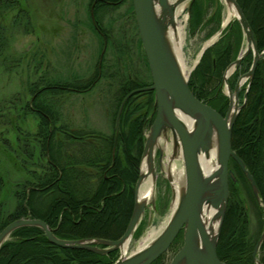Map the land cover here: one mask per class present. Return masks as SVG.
I'll list each match as a JSON object with an SVG mask.
<instances>
[{
	"label": "trees",
	"instance_id": "trees-1",
	"mask_svg": "<svg viewBox=\"0 0 264 264\" xmlns=\"http://www.w3.org/2000/svg\"><path fill=\"white\" fill-rule=\"evenodd\" d=\"M0 1L6 8L13 9L21 6V0ZM237 1L255 33L258 50L261 53L264 51V0ZM102 6H104L103 1L97 9L100 10ZM211 7H213L216 19L219 18L223 5L218 3V0L194 1L190 13V30L193 33L200 26L206 25V16ZM214 20L215 18H212L210 22ZM243 40L242 29L236 21L228 28L224 39L205 53L189 81L194 95L215 108L222 116L226 115L228 107V98L220 90L223 75L227 67L237 59ZM6 47L7 38L0 28V55ZM144 60L150 73L145 54ZM252 62L253 53L251 52L233 75L230 81L232 88L235 87L241 73L250 70ZM124 78L126 82L115 99V121L125 97L136 89L152 84H140L137 80ZM79 82L57 83L52 79L43 89L39 88L38 84L31 86L33 99L26 104V109L29 113L40 117L41 123H39L37 138L42 143L41 155L47 161L44 166L42 165V175H37L35 182L25 183L18 211L0 222V232L11 222L27 217L29 213L33 218L44 220L62 239L107 238L116 240L126 231L133 214L135 186L140 177L145 144L144 132L147 125H152L156 117V112L149 117V112H152L154 107L155 94L153 91L139 92L127 101L121 116L120 133L113 156L115 131L111 136L98 134L97 140L94 141H102V147L96 148L94 142L85 141L88 133H68L65 126L57 129L60 121L56 106L59 107L60 103L55 102V96L61 93L82 94L89 85H81ZM246 91H248L246 105L241 110L233 129L232 148L246 163L264 199V57L258 65L249 89L246 87L241 91V98L244 99ZM48 96L50 98L54 96V100L48 99ZM139 96H148V101L137 105L135 98ZM144 108H147V112L140 115ZM137 113L139 116H136ZM57 132H61L59 139H55ZM69 142L78 146L79 159L73 154L74 151L66 149L70 147L66 144ZM65 149L69 152L68 154L64 153ZM29 155L32 153L30 152ZM94 166L100 169L97 177L85 171V168ZM229 169L234 173L236 181L230 179L229 182L230 196L218 245V257L227 264H255L252 253L257 242L252 243V239L248 237L247 209L237 188L242 183L247 185L253 201L257 204L256 198L236 161H230ZM121 189H124V192L119 195L118 192ZM28 194H30V199L26 202ZM35 194H40L43 201L45 198L50 200L46 205L42 203L43 211L35 205L37 202L34 201ZM104 198L106 199L103 203L104 209L100 211L102 209L101 200ZM121 200L124 202L122 208L118 206ZM121 213L122 222L120 221L121 223L115 229L111 231L102 229V226L113 224L114 216ZM141 225L135 237L140 234ZM112 233L114 234L110 235ZM118 257V251L109 255H98L85 250L60 248L52 245L41 229L26 227L15 231L3 245L0 251V264H113ZM154 264H162V260Z\"/></svg>",
	"mask_w": 264,
	"mask_h": 264
},
{
	"label": "rangeland",
	"instance_id": "rangeland-1",
	"mask_svg": "<svg viewBox=\"0 0 264 264\" xmlns=\"http://www.w3.org/2000/svg\"><path fill=\"white\" fill-rule=\"evenodd\" d=\"M102 1L21 0L19 7L22 8L17 6L13 9L6 8L0 1V28L7 38V47L0 55V222L18 211L25 183L35 182L37 175H42V165L44 166L47 161L41 155L42 143L37 138L39 123H41L40 117L29 113L26 109V104L33 99L31 93L33 84H38L39 88L43 89L50 83V80L54 79L57 83L80 81L81 85H89L82 94L61 93L55 96V102L60 103L59 107L56 106L60 121L57 124V129L65 126L68 130L65 131L68 133H88V138L85 141L94 142L96 148H100L102 141H94L97 140L98 134L111 136L114 131L116 133L115 99L126 82H124L126 80L124 77L137 80L140 84L152 83L151 73H149L144 60L145 52L140 45L142 42H140L131 0H104V6L98 10ZM218 3L223 5L221 16L216 19L213 7H211L206 16V25L200 26L194 33L190 30V14L187 12L190 3L185 5L178 17L179 25L183 27L182 52L189 69H192L199 61L203 48L208 43L212 45L209 49L214 48L224 39L228 28L237 21L233 19L227 26H224L228 9L223 1L218 0ZM212 18L215 20L210 22ZM245 48L246 39L244 37L238 57ZM260 54H263L262 59L264 51ZM248 72L241 73L239 78ZM233 75L228 79V83L234 91L239 78L235 87L232 88L230 81ZM88 82H91V85ZM246 87L249 89V81L244 83L241 91ZM220 90L224 95L227 93L224 75ZM241 91L240 105H244V108L246 105L245 95L248 91H246L244 99L241 98ZM226 97L228 98V96ZM51 98L54 100V96ZM51 98L48 96V99ZM135 99H137V105L145 104L148 101V96H139ZM229 106L228 98L226 114ZM146 112L147 108H144L140 115H144ZM155 112L154 103L149 117ZM150 127L151 125H147L145 129V142ZM60 134L61 132H57L55 139H59ZM66 144L70 146L66 147L67 150L74 151L75 155L79 154L77 145L71 144V142ZM66 149L64 153L68 154ZM169 149L170 155H173L172 146H169ZM27 151L32 155H29ZM166 156L165 152L163 159L166 160ZM78 157L77 155L76 158L79 159ZM159 158L160 153L158 152L156 192L149 200L150 203L142 219L140 234L134 237L130 243L128 254L136 251L151 233H158L166 225L172 213L174 190L163 169V161L161 164ZM85 171L96 177L100 173V169L95 166L85 168ZM20 184H24V186H20ZM237 189L247 209L248 237L252 239V243L258 242L264 228V207L260 206L257 199V204L253 201L247 185L242 183ZM123 192L124 189H121L118 193L120 195ZM40 196V194H35L34 201H37L35 205L39 210L43 211L42 203L44 202L46 205L50 200L43 197V199L45 198L43 201ZM29 199L30 194H28L26 202ZM105 200V198L101 200L102 209L100 211L104 209ZM123 204L124 202L121 200L118 206L122 208ZM25 206L28 208L26 203ZM134 207L135 196L133 211ZM114 218L113 224L102 226V229L109 231L115 229L122 222L120 220L122 213L115 215ZM107 233L109 234V232ZM92 239L111 240L107 238ZM173 253L174 251H172V255ZM170 259L171 257H167L165 264Z\"/></svg>",
	"mask_w": 264,
	"mask_h": 264
},
{
	"label": "water",
	"instance_id": "water-1",
	"mask_svg": "<svg viewBox=\"0 0 264 264\" xmlns=\"http://www.w3.org/2000/svg\"><path fill=\"white\" fill-rule=\"evenodd\" d=\"M136 23L152 76V85L131 92L122 101L117 118L113 156L120 133V121L127 101L139 92L153 91L155 94L156 117L152 123L143 152V162L147 173L141 172L135 186V207L125 233L118 240L59 238L54 229L44 220L28 217L11 222L0 233V251L11 235L21 228L34 227L44 232L48 241L64 249L85 250L98 255H109L119 251L120 256L113 264H153L163 256L176 240L180 232L184 235V245L175 255L171 264H227L218 257V245L225 223L230 196V179L236 181L229 169L234 160L247 178L260 206L264 207L261 191L248 170L246 163L232 148V135L235 123L244 105H240L241 83H252L263 54L258 51L255 33L237 0H221L236 12L235 20L240 24L246 39V48L229 65L224 74L226 96L230 106L222 116L210 105L199 100L192 92L189 81L202 57L212 46L206 45L199 61L186 75L182 69L171 30L178 32V10L190 3L188 14L195 0H131ZM254 61L250 71L239 78L234 91L228 79L241 67L250 53ZM247 94L245 95V101ZM163 140V141H162ZM160 142L172 146V158L181 152L180 163L185 171V186L178 205L172 210L166 225L145 247L127 254L123 247L131 243L136 230L142 222L149 201L140 198V189L147 176L152 175L157 186L156 158L160 153L162 164L164 149ZM217 147V160L214 168L206 169L204 164L210 160L211 151ZM172 185V177H167ZM174 190V189H173ZM174 193V192H173ZM175 199V193H174ZM264 243V230L253 251L255 264H261L259 251Z\"/></svg>",
	"mask_w": 264,
	"mask_h": 264
},
{
	"label": "bare ground",
	"instance_id": "bare-ground-1",
	"mask_svg": "<svg viewBox=\"0 0 264 264\" xmlns=\"http://www.w3.org/2000/svg\"><path fill=\"white\" fill-rule=\"evenodd\" d=\"M186 4L180 6V8L178 10V15H180V13L184 10ZM226 7L228 9V15H227V17L225 19L224 26H227L236 17L235 10L233 8H231V6H229V5H226ZM177 25H178V32L174 31V30H171V38H172L173 42L175 43L174 45L176 46V50H177V53H178V58L180 59V63L182 65V69L186 73V75H188V73L192 69L188 68V66L186 64V61H185V58H184V55H183V52H182V42L184 40V38H182V36H183V33H182L183 32V27L179 25V20L177 22ZM178 39H180V41H178ZM244 83L245 82H242L241 85L243 86ZM204 103H206V102H204ZM206 104H208V103H206ZM232 137H233V135H232ZM160 146L164 149V152L167 153L166 160H165V158L163 159V169H164L165 173L167 174V177H172V185H173V189H174V193H175V199H174V202H173V209L172 210H175L177 205H178L179 198L181 196L182 190H183V188L185 186V171H184V167L182 165L179 166V164H178L181 161L180 160L181 159V152H179L178 156L174 159L170 155V149H169L168 145H166V143L160 142ZM113 150H114V148H113ZM164 155H165V153H164ZM216 160H217V147L215 145L213 150L211 151L210 160H208L205 163H203L204 167L207 170L208 169L211 170L212 168H214L216 166ZM141 172H143L144 174L147 173L146 163L143 162V158H142V161H141L140 174H141ZM156 174H157V179H158L157 167H156ZM155 192H156V188H155L153 177H152V175H149V176L146 177V179L144 180V182H143V184L141 186L140 193H139L140 198L145 200V201H149L154 196ZM157 234L158 233H151L146 239L143 240V243L140 245V247L141 248L145 247L153 238H155V236ZM116 240H118V239H116ZM129 248H130V244L126 243L124 245V247H123L124 253L128 254Z\"/></svg>",
	"mask_w": 264,
	"mask_h": 264
},
{
	"label": "flooded vegetation",
	"instance_id": "flooded-vegetation-1",
	"mask_svg": "<svg viewBox=\"0 0 264 264\" xmlns=\"http://www.w3.org/2000/svg\"><path fill=\"white\" fill-rule=\"evenodd\" d=\"M104 1V0H103ZM130 1V0H129ZM132 2V1H131ZM133 4V3H132ZM264 230V228H263ZM184 245V235L183 232H180V234L177 236L176 240L174 241V243L171 245V247L169 248L168 252L166 254H164L159 260H162V264H165L166 258L167 257H171V259L168 261L167 264H171L173 258L175 257V255L181 250V248ZM177 247V248H176ZM172 251H174L173 255H172ZM254 251V250H253ZM253 255V253H252ZM259 261L261 262V264H264V243L262 244V247L259 251V256H258ZM254 261V260H253ZM167 262V261H166Z\"/></svg>",
	"mask_w": 264,
	"mask_h": 264
}]
</instances>
